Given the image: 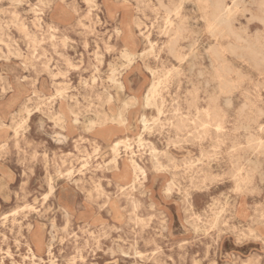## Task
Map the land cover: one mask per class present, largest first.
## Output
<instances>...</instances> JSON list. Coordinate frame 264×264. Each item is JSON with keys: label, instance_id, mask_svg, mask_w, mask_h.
Segmentation results:
<instances>
[{"label": "rangeland", "instance_id": "rangeland-1", "mask_svg": "<svg viewBox=\"0 0 264 264\" xmlns=\"http://www.w3.org/2000/svg\"><path fill=\"white\" fill-rule=\"evenodd\" d=\"M210 3L0 0V264H264V4Z\"/></svg>", "mask_w": 264, "mask_h": 264}, {"label": "bare ground", "instance_id": "bare-ground-1", "mask_svg": "<svg viewBox=\"0 0 264 264\" xmlns=\"http://www.w3.org/2000/svg\"><path fill=\"white\" fill-rule=\"evenodd\" d=\"M251 1V0H250ZM262 3L264 4V0H262ZM231 5V4H230ZM210 8H211V25L215 28H219L221 31H223V33H225L226 35L231 34L232 33V29H231V24H230V19H229V15H230V11L231 8L230 6L227 5L226 0H211L210 3ZM210 15V14H209ZM263 15V14H262ZM190 19V18H189ZM166 20L168 22L169 25H171L172 21L170 19L169 16L166 17ZM25 24V23H24ZM211 26V27H212ZM35 27V25H34ZM165 27V26H164ZM212 27V28H213ZM147 29V28H146ZM163 29V28H162ZM178 29V28H177ZM180 29V28H179ZM210 31V30H209ZM212 31V30H211ZM213 32V31H212ZM180 33V32H179ZM203 33V32H202ZM209 33V32H208ZM142 34V33H141ZM92 35V34H91ZM101 35V34H100ZM211 35V34H210ZM147 37V35H146ZM210 39V38H209ZM174 41V40H173ZM30 42V41H29ZM176 43V42H175ZM212 45V44H211ZM214 45V44H213ZM212 45V46H213ZM97 46V45H96ZM98 47V46H97ZM149 48V47H148ZM215 48V47H214ZM34 49V48H33ZM160 49V48H159ZM192 51V50H191ZM190 51V52H191ZM213 52V51H211ZM251 54H255L254 51L251 50L250 52ZM188 55V54H187ZM190 56V55H189ZM157 57V56H156ZM181 57V55H180ZM178 59V58H177ZM176 60V59H175ZM183 61V60H182ZM195 61V60H194ZM189 63V62H188ZM186 64V63H185ZM124 65V64H123ZM123 67V66H121ZM173 67V66H172ZM120 68V67H118ZM177 69V67H176ZM227 71V70H226ZM97 73V72H96ZM112 73V72H111ZM97 76V75H96ZM231 76V75H230ZM260 85V84H259ZM116 87V86H115ZM130 91V90H129ZM156 88L154 84H151L150 87L148 88L145 98L146 101H150L151 99H153L154 94H155ZM116 94V93H115ZM245 97V96H244ZM134 98V97H133ZM246 101V100H244ZM122 106V104H121ZM249 107V106H248ZM123 109V108H122ZM118 111V110H117ZM216 115V114H215ZM119 117V116H118ZM212 119V118H211ZM93 121L90 122V126L93 125ZM143 131V130H142ZM191 136V135H190ZM124 142V139H118V140H114L110 143V149L112 150V152L114 153V160L116 159V155H117V151H118V147L120 145V143ZM130 148V147H129ZM122 149V148H121ZM129 151V150H128ZM133 153V152H132ZM192 153V152H191ZM131 159V158H130ZM89 161V160H88ZM250 161V160H248ZM79 167V166H78ZM134 175L137 177L138 175L137 172L139 174H141L142 176H144V172L141 169V167L137 164H135L134 166ZM248 170V169H247ZM260 172V171H259ZM84 176V174H83ZM51 182V181H50ZM42 189V188H41ZM47 199V198H46ZM189 203V202H188ZM29 208V207H28ZM19 210V209H18ZM26 215V214H25ZM5 217V215H2V218ZM65 227V226H64ZM35 228L36 230L34 232H32V229ZM31 229V237H32V241L35 242V246L37 247L38 245L42 244V230L39 226H35L32 227ZM18 231V230H17ZM48 234V233H47ZM49 235V234H48ZM50 242V241H49ZM17 244V242H16ZM47 252L48 254L50 253V247H47ZM118 249V248H117ZM27 250L30 254V259L33 261V263L35 262V260H41V257L37 256L33 247L28 244L27 245ZM80 259V256H79ZM170 259V258H169ZM82 261V260H81ZM193 262V261H192ZM52 263V262H51Z\"/></svg>", "mask_w": 264, "mask_h": 264}]
</instances>
